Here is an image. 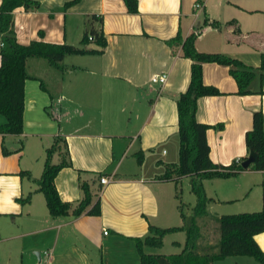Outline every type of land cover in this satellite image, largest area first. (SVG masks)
<instances>
[{"label": "crops", "instance_id": "0c3cea01", "mask_svg": "<svg viewBox=\"0 0 264 264\" xmlns=\"http://www.w3.org/2000/svg\"><path fill=\"white\" fill-rule=\"evenodd\" d=\"M36 1L37 9L13 11L19 43L42 40L102 51L67 55L63 72L43 58L27 60V72L33 78L24 85L23 132L0 134V264H97L100 260L140 264L134 238L144 236L149 225H182L177 186L189 178L157 179L164 163H176V99L189 85L191 67L181 47L166 41L177 33L186 38L201 27L195 42L198 51L220 53L255 70L249 92L240 94L230 66L215 62L202 66L203 82L220 94L199 97L195 117L210 126L206 138L211 161L227 166L248 157L245 134L257 110L263 113L264 127V81L261 84L259 78L264 0H138L134 14L123 0ZM197 1L202 5L199 9L194 7ZM67 2L72 4L63 9ZM212 21L218 24H207ZM89 22L101 28L105 47L81 44ZM73 57L78 60L67 61ZM156 73L167 74L164 84L150 81ZM3 122L0 114V125ZM56 136L66 140L71 160V166L55 177L60 198L78 203L83 197L80 182L87 181L93 202L99 200V215L50 216L35 179ZM2 146L8 154H3ZM58 160L54 155L53 161ZM21 171L29 176H21ZM96 172L109 182L94 179ZM211 182L215 185L209 191ZM203 185L211 200L209 215L199 224L201 244L207 234L218 232L214 218L222 214H212V206L238 204L240 212L263 207L264 171L247 168L229 177L205 179ZM29 193V203L17 201ZM176 233L180 232L172 234ZM254 239L264 251V232ZM184 240L185 236L169 241L172 251L178 252H151L179 253ZM214 264L259 263L249 256H230Z\"/></svg>", "mask_w": 264, "mask_h": 264}, {"label": "trees", "instance_id": "16d2710c", "mask_svg": "<svg viewBox=\"0 0 264 264\" xmlns=\"http://www.w3.org/2000/svg\"><path fill=\"white\" fill-rule=\"evenodd\" d=\"M123 2L129 13L138 12V0H123ZM71 4L72 2H67L62 8L65 9ZM18 7L34 10L39 7V2L36 0H1L0 2V114L5 118V122L0 125L1 135H19L23 132L24 85L27 79L33 78L27 72L26 63L29 58H43L51 67L63 72L65 69L63 61L67 55L101 53L102 51L42 40H32L28 44L19 43L13 22V11ZM96 20L101 24L100 17H96ZM207 24L216 26L218 23L212 21ZM200 28L186 38L177 33L175 37L166 41L169 46L181 47V55L191 60V67L189 85L184 92L179 93L176 99L178 161L164 163V172L157 176L159 180L174 181L183 176H189L191 192L195 195V204L190 215L184 212L183 204L180 205L182 225L170 227L149 225L148 232L144 236L134 238L140 264H214L215 261L230 256H249L259 264H264V251L254 239L256 234L264 232V197L263 207L258 211L222 214L215 217L214 222L219 231L218 241L215 244H201L204 237L197 219L209 215L207 206L211 200L206 195L203 181L229 177L246 170L242 168L241 163L247 158L235 160L225 166L213 163L209 157L206 132L210 126L200 123L195 117L197 99L202 96L218 95L220 91L215 86L206 85L203 82L202 66L207 62L230 66V73L238 84L240 94L249 92L247 86L253 79L255 70L226 55L198 51L195 42ZM42 34L40 31L39 35ZM90 42H94L101 48L106 45L101 28L97 29L89 22L82 35L81 44L87 45ZM259 72L262 84L264 81V52L261 53ZM41 86L44 87L43 82ZM245 145L249 154L251 152L256 154V160L248 168L264 171V127L261 110L253 113L252 128L245 134ZM2 152L3 154L9 153L4 146H2ZM56 154L59 158L58 162L53 161ZM70 166L71 160L66 140L61 136H56L46 150L41 175L35 179L38 185L37 190L43 194L50 216L58 217L69 213L79 216L84 212L89 215H99V200L93 202L91 187L87 181L81 180L80 182L83 197L78 203L73 204L60 198L55 186V177L59 170ZM20 175L29 176L27 171H21ZM93 175L94 179L100 180L103 173L96 172ZM30 199L31 193L23 198H17V201L24 205L29 203ZM175 232L185 234L184 244L179 253L166 255L151 252V250L162 248L163 238ZM173 244L181 246L178 242ZM97 264L103 263L100 260Z\"/></svg>", "mask_w": 264, "mask_h": 264}, {"label": "rangeland", "instance_id": "374dc122", "mask_svg": "<svg viewBox=\"0 0 264 264\" xmlns=\"http://www.w3.org/2000/svg\"><path fill=\"white\" fill-rule=\"evenodd\" d=\"M78 60V58L76 57H73V58H68L67 61H72V60ZM53 71H56L53 69ZM56 156V155H55ZM177 162L178 161V156H177V159H175ZM54 161H57V158L54 159ZM212 184L209 186V191H211V189L213 190L214 189V183L215 182H211ZM177 192H178V199L180 200L181 204H183V206L185 207L184 208V212L188 215L191 214V207L193 206L194 202H195V195L191 192V188H190V178H185V179H182L180 181V183L178 184L177 186ZM238 204H234V205H228V206H212L211 208H209L210 212L212 214H216V215H221V214H236V213H243V212H240L238 209ZM210 207V206H209ZM255 211V210H254ZM253 211V212H254ZM258 211V210H257ZM201 219L203 218H199L197 219L198 220V223L200 224V221ZM203 223L205 224V221H202V225ZM210 223V226L212 225V221H209ZM213 226V225H212ZM209 231H211L210 229H208ZM209 235L207 237V239L205 240L206 242H203L205 244H212L216 241H218L219 239V231L218 232H215L212 234V236L210 234H207ZM184 233H176V234H172V235H169L167 236L166 238V246L164 249H156L154 252H166V253H172V252H178L177 250H174L172 251V246L170 245L169 241L170 240H173V239H181L183 237L184 239ZM202 243V244H203Z\"/></svg>", "mask_w": 264, "mask_h": 264}, {"label": "built area", "instance_id": "2783aa9c", "mask_svg": "<svg viewBox=\"0 0 264 264\" xmlns=\"http://www.w3.org/2000/svg\"><path fill=\"white\" fill-rule=\"evenodd\" d=\"M201 3L199 2H195L194 4V7L195 9H199L201 7ZM167 80V74L166 73H156L154 75L151 76V79L150 81L152 83H155V84H164ZM100 182L102 184H107L109 182V180L107 179V177H102L100 179ZM104 234H107V231H104Z\"/></svg>", "mask_w": 264, "mask_h": 264}, {"label": "water", "instance_id": "95a60500", "mask_svg": "<svg viewBox=\"0 0 264 264\" xmlns=\"http://www.w3.org/2000/svg\"><path fill=\"white\" fill-rule=\"evenodd\" d=\"M256 160V154L251 152L246 159H244L241 163L243 169H247L251 163Z\"/></svg>", "mask_w": 264, "mask_h": 264}]
</instances>
